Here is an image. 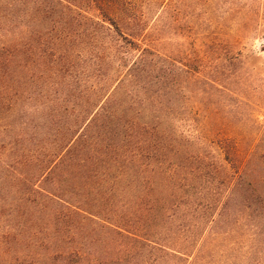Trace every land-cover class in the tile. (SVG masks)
<instances>
[{"label": "trees", "instance_id": "trees-1", "mask_svg": "<svg viewBox=\"0 0 264 264\" xmlns=\"http://www.w3.org/2000/svg\"><path fill=\"white\" fill-rule=\"evenodd\" d=\"M146 1L0 0V264H84L111 233L132 247L150 227L157 250L160 224L185 203L174 189L196 144L175 116L202 81L168 65ZM252 25L228 36L220 22L221 65ZM221 141L242 174L240 145ZM197 237L184 264H200Z\"/></svg>", "mask_w": 264, "mask_h": 264}, {"label": "rangeland", "instance_id": "rangeland-1", "mask_svg": "<svg viewBox=\"0 0 264 264\" xmlns=\"http://www.w3.org/2000/svg\"><path fill=\"white\" fill-rule=\"evenodd\" d=\"M146 7L168 65L182 62L185 71L202 81L196 92L188 91L186 111L175 116L183 122L184 136L196 144L189 151L193 158L183 162L188 177L174 189L186 201L160 224L157 250L152 227L132 247L111 233L84 264L109 262L127 253L132 264H184L181 253L193 228L200 264H264V0H147ZM220 22L228 36L253 24L238 51L227 55L233 62L224 65L213 48ZM223 139L243 150L248 164L242 174L224 162L216 145ZM173 244L179 252L174 261Z\"/></svg>", "mask_w": 264, "mask_h": 264}]
</instances>
